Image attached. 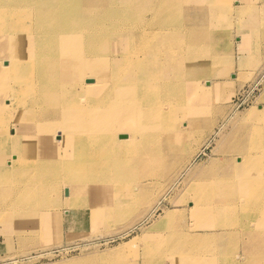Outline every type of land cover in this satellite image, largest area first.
I'll return each instance as SVG.
<instances>
[{
	"label": "bare ground",
	"instance_id": "obj_1",
	"mask_svg": "<svg viewBox=\"0 0 264 264\" xmlns=\"http://www.w3.org/2000/svg\"><path fill=\"white\" fill-rule=\"evenodd\" d=\"M262 2L0 0V188L15 195L5 201L4 213L15 219L17 232L23 234L25 218L34 223L33 208L43 214L35 229L48 234L51 227L60 228L59 217L53 225L46 222L50 199L46 201L42 193L48 186L43 185L44 174L69 186L76 178L87 177L82 195L65 205L71 208L66 210L68 217H77L83 226L86 214L94 227L139 204L176 162L191 164V131L199 125L198 115L210 106L197 98L198 83L189 96L187 82L173 81L170 74L191 66L196 71L180 78L194 80L207 71L206 63L195 55L207 50L205 39L210 36L186 25L182 39L173 37V22L185 5L194 4L211 8L213 21L227 26L234 13L262 11ZM103 69H110L114 77L102 74ZM258 133H264L263 126ZM260 136L251 143L223 147L225 159L217 167L221 181L213 180L211 168L188 187L186 210L193 221L178 223L175 212H165L157 223L166 227L161 233L165 241L152 247L144 241L141 250L134 247L128 264H211L209 255L214 254L230 264L226 260L240 246L237 242L232 248H208L226 233L244 237L242 253L248 255L238 260L252 264L247 243L256 242L264 231V136ZM156 141H165V153L150 146ZM117 170L138 173L119 183ZM202 229L210 232L193 233ZM136 239L94 259L122 258L121 250ZM195 243L207 248L196 251Z\"/></svg>",
	"mask_w": 264,
	"mask_h": 264
},
{
	"label": "rangeland",
	"instance_id": "obj_2",
	"mask_svg": "<svg viewBox=\"0 0 264 264\" xmlns=\"http://www.w3.org/2000/svg\"><path fill=\"white\" fill-rule=\"evenodd\" d=\"M262 1L264 2V0H256L259 5ZM234 5L238 3L235 2ZM210 10L211 8L206 6L185 5V8L178 12L181 15L177 16L176 21L173 22V30H176L172 33L173 37L182 39L184 29H187L186 25L188 28L196 26L198 31H207L210 36L205 39L207 50L202 48L195 55V59L198 58L206 63L207 71L194 80L188 77L183 78L184 74L196 71V68L192 70L191 66L186 67L187 69L183 67L184 70L179 67L173 74H170L172 78L170 79H174L173 81L187 82L189 96L194 91H190L193 84L198 83L201 90L197 92V98L210 106L207 113L198 115L199 125L195 132L190 130L192 134L190 140L194 143L192 155H189L191 164L184 165L176 162L165 178H161L160 182L149 188L146 197L139 198L137 206L125 207L111 221L94 227L91 226V217L86 214L83 226L79 225L81 222L77 217H68L66 210L71 208L65 205L82 195L83 187L88 184L87 177L76 178L73 185L69 186L67 182L53 181L55 177L52 174H44L41 177L44 181L42 182L43 185L48 186L42 193L47 195L45 196L46 201L50 199V205L47 204L45 207L46 222L53 225L56 217L61 220L60 228L51 227L48 234H44L42 228H34V225L41 220L40 215H43L34 208L32 209L35 215L34 223L32 219L25 218L24 223L28 222L24 226L23 234L18 233L14 225L15 219L10 214L4 213L5 201L14 200L15 195L0 188V264H61L67 260H72L70 264H128L134 247L141 250L144 247V241L151 247L165 241L166 237L161 233L165 232L166 227L157 226L158 219L165 212H175L180 219L175 218L177 222L186 220L187 224H190L193 221L187 211L189 205L185 202L188 191H191L188 187L195 178L206 174L211 168H215L213 180H216V183L221 181L217 167L225 159V155L221 152L223 147L234 142L240 144L247 140L251 143L261 138L260 135L264 136V133H258V127H264V7L262 11L245 10L244 15L243 13L232 14L227 26L215 23L209 15ZM241 15L242 18L238 23L237 19ZM209 21L212 22L209 24ZM151 70L152 68L149 69V73ZM108 71L110 69H103L102 74L111 79L114 75L112 71ZM181 76H183L182 79ZM109 83L108 81V87L111 85ZM183 85L184 83L179 84L180 88ZM77 89H80V84H77ZM105 90L106 87H104ZM190 117H192L191 113L188 119ZM164 142L156 141L150 146L154 145L158 151L162 148L165 153ZM178 171L182 172L178 173ZM137 173L138 171L134 170H117L115 178L120 183L123 179L132 180ZM168 178L169 181H167ZM66 184L69 187L65 188ZM36 204L37 200L30 203L32 207ZM74 209L77 210V208ZM150 209L155 210L152 213ZM215 221H219V218H215ZM202 230L193 231V233L207 234L210 232L207 229ZM134 237L137 238L135 243L131 246L126 245L121 250L122 258L116 256L102 262L99 258L94 259L95 256L106 257L107 253L119 246L118 244L129 239L133 240ZM221 238L220 242L217 240L215 243H210L209 250L212 247L232 248L234 246L232 243L237 242L236 245L240 246L231 250L232 254L230 253L231 256L226 261L230 264H246L239 261L243 255H248L244 250L242 253L244 237L235 233H226ZM247 245H249L247 246L248 252L252 253L249 258L251 263L264 264V231L256 236V242L247 243ZM192 248L196 251H203L207 245L195 243ZM216 255L218 254L209 255L212 260L211 264H223L221 259L214 257ZM253 255H255L254 258ZM139 259L140 255H137V261ZM137 264H140L139 261Z\"/></svg>",
	"mask_w": 264,
	"mask_h": 264
}]
</instances>
